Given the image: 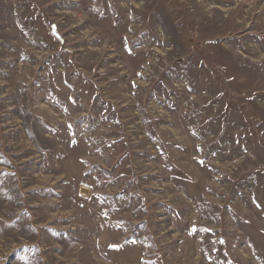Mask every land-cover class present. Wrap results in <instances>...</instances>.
<instances>
[{
  "label": "rangeland",
  "instance_id": "rangeland-1",
  "mask_svg": "<svg viewBox=\"0 0 264 264\" xmlns=\"http://www.w3.org/2000/svg\"><path fill=\"white\" fill-rule=\"evenodd\" d=\"M0 264H264V0H0Z\"/></svg>",
  "mask_w": 264,
  "mask_h": 264
}]
</instances>
